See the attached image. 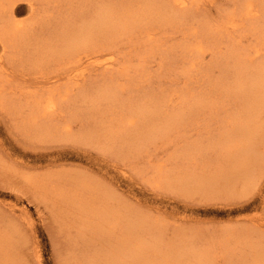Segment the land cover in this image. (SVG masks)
Here are the masks:
<instances>
[{
	"label": "bare ground",
	"instance_id": "6f19581e",
	"mask_svg": "<svg viewBox=\"0 0 264 264\" xmlns=\"http://www.w3.org/2000/svg\"><path fill=\"white\" fill-rule=\"evenodd\" d=\"M237 3L213 21L195 14L200 0H0V102L20 115L23 133L33 139L92 143L103 137L112 155L134 165L133 173L142 172L144 161L142 169L154 178L148 183L182 194H233L236 180L245 188L264 165V0ZM194 15L201 20L192 21ZM248 24V32L258 30L254 41L244 36ZM156 54L163 69L180 60L184 79L177 87L140 88L147 58ZM206 54L213 60L204 65ZM214 69L219 75L211 76ZM191 70L207 75L205 89H179ZM100 71L116 73L77 95L80 81ZM31 80L39 85L31 102L14 103ZM58 107L67 117L54 115ZM76 121L82 128L74 132ZM173 145L170 166L151 156ZM28 180L42 193L55 188L85 214L72 222L74 233L57 228L65 239L55 242L60 264H264L261 245L247 231L225 233L231 241L215 243L201 228L166 237L164 223L110 204L106 190L94 195L90 180L61 186ZM18 263L14 242L3 235L0 264Z\"/></svg>",
	"mask_w": 264,
	"mask_h": 264
},
{
	"label": "rangeland",
	"instance_id": "374dc122",
	"mask_svg": "<svg viewBox=\"0 0 264 264\" xmlns=\"http://www.w3.org/2000/svg\"><path fill=\"white\" fill-rule=\"evenodd\" d=\"M241 1L200 0V6L197 7L195 14L208 16L214 21L235 2ZM262 12L264 14L263 10ZM20 16H26V12L23 11ZM191 20L199 22L201 18L194 15ZM249 28H252V25H246V31L243 30L244 36L254 41L258 30L256 28L255 31L248 32ZM169 39L167 38L166 44ZM166 44L161 47L162 50L166 48ZM203 59L201 61L205 65L211 63L213 57L206 54L203 55ZM159 62L158 54L147 58L146 68L139 82L141 89H155L159 86L175 88L181 79H184L177 57L164 69L159 66ZM189 72L190 75L185 77L187 86L179 89L181 91L188 89L192 92L205 89L204 81L207 75L202 71ZM115 73L101 71L97 74L91 73V76H88L87 82L90 80L88 83L80 81L81 84L76 87L77 95L82 89L88 88L92 81H98L97 78L102 75ZM213 75H219L217 69L213 70L211 76ZM35 76L38 77V73ZM38 79L42 81V78ZM23 84L22 87L25 89L19 90L16 98L11 99L14 103L31 102L30 91L39 90V85L32 80L24 86ZM9 90L11 89L6 85L4 93L9 98H6L7 100L11 97ZM77 101L80 103V100ZM181 101L172 107L179 106ZM68 112L61 107L54 115L57 118H65ZM198 127L203 129L202 124ZM80 128H82L80 122L73 123L74 132ZM109 145L112 143L103 137L100 140H93L92 143L77 138L47 141L33 139L23 133L20 115L14 114L7 104L0 102V237L6 235L9 242H14L20 261L18 264H60L55 255V242L62 245L65 239L62 234L60 238L57 236L59 235L57 228L66 226L74 233L75 227L72 226V222L77 223L82 220V216L85 219V214L80 213L81 216L77 208H72L64 202L55 192V188L42 193L28 179L57 186L65 184L70 179L78 184L90 180L95 184L91 189L94 195V192L99 193L98 188L100 194L106 190L112 197L109 200L110 204L124 205L128 212L139 210L164 223L167 229L166 237L176 230L201 228L207 230L204 234H212L211 240L215 243L225 239L231 241L224 235L225 233L233 237L237 235L235 231H247L254 246L258 248L261 245L259 250L262 249L264 253V165L261 173H258L254 181L245 188L238 187L239 180H236V190L233 194L203 196L194 191H191V194H182L166 188L168 186L159 182L148 183L154 178L151 172L142 169L141 163L144 161L140 162L142 172L133 173L131 168L134 165L128 161L123 163L121 158L112 155L108 150ZM174 149V145L165 146L152 151L151 156L168 167L172 162L169 156ZM61 214L62 219L57 217ZM222 235L227 238H222ZM216 237L220 239L217 240ZM221 262L219 260L218 264Z\"/></svg>",
	"mask_w": 264,
	"mask_h": 264
}]
</instances>
